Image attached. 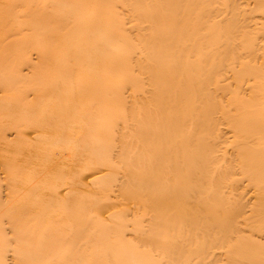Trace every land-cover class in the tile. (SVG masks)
<instances>
[{"label": "bare ground", "instance_id": "6f19581e", "mask_svg": "<svg viewBox=\"0 0 264 264\" xmlns=\"http://www.w3.org/2000/svg\"><path fill=\"white\" fill-rule=\"evenodd\" d=\"M136 1V40L61 0L29 33L0 13V264H264V0ZM5 62L50 76L39 107Z\"/></svg>", "mask_w": 264, "mask_h": 264}, {"label": "rangeland", "instance_id": "374dc122", "mask_svg": "<svg viewBox=\"0 0 264 264\" xmlns=\"http://www.w3.org/2000/svg\"><path fill=\"white\" fill-rule=\"evenodd\" d=\"M4 1H5V2H4ZM8 1H9V3L11 2V0H0V2H1V3H0V4H1L0 6H2V4L4 5V4L8 3ZM13 1H14V3H11V5L14 6V8H15L16 10L12 7V9H14L15 12L13 11L12 16L9 17V18H11L10 20H12V21H10V22H11V24H17V25H19V23H20V27H21V26L23 27V24H24L25 27H24V29L22 28V30H24V31H22V33H23V32L25 33L26 31H28V33H29V32H30L29 30L31 29V28L29 29V28L26 26L25 23H27V22H25V20H23V19H24V18H27V17L24 16V18H23V15H25L26 12L28 13L29 11H33V10H34L33 8H35L37 5L39 6V4H40L41 2H42V4H40L41 7H42V5L46 6L48 3H50V0H47V2H46V0H43L44 2L41 1V0H38L37 2H36V0H34V1L31 0V4H29V3L26 4L27 2H23V0H22V1H21V0H17L16 2H15V0H13ZM25 1H26V0H25ZM27 1H28V0H27ZM29 1H30V0H29ZM40 1H41V2H40ZM51 1H52V0H51ZM53 1H55V0H53ZM57 1H59V0H57ZM68 1H70V0H68ZM124 1L126 2L127 0H116V1L114 0V2L117 3V4L114 3V4H116L115 6H114V4L112 3V4H113V5H112V6H113L112 8H111V6L103 8V7H99V6H102V5H101V4H98V3H97V4H98V7H96L97 4H94V2L92 3V2L89 0V1H87L85 7L87 8V7L89 6V7L87 8V11H89L90 14H86V13H88V12H85L84 15H85V16L87 15V16L85 17L84 15L81 16V15H82V14H80L81 12H79L78 10H75V9H77V8L74 6V7H75V9H74V7L72 6V4H71L70 2H68V3H70V4H69V7H70L72 10H69V11H71V12H68L69 7H68V4H67V1H66V0H61V2H60L61 4L59 3V5H58L59 8L56 9V8L54 7L53 12H54L56 15H57V14H59V15H67L68 17H69V16H70V17H73V16H74L75 18H79V17L81 16V17H83L84 19H86V20H88V21H90V22H93V21H92V20H93V19H92V17H93V11H94V15H97L96 17H100V15L102 14L101 16H102L103 18H105V14H106L109 18H111V16H112L113 14L116 13L115 16L113 15L114 17L112 16L113 19L116 20V26H117V27H120V26L122 27V25H123L122 30L125 28V29H124L125 31H126V30L130 31V33H129L128 31H126V32L130 34L132 40H136V39H134L135 36L133 37V35L137 32V28L135 29V25H137L136 22H137L139 19L136 21V18H138V17L135 16V15H137V14H134V13H135V12H134V10H135V9H134V8H135L134 6H137V8H138V7L141 6V4H140V6L138 5L139 3L134 4L135 2H137L136 0H135V2H134V0H133V1H132V0H131V1L128 0V1H129V3H128V1H127L128 4H127V3H123ZM33 2H35V3H33ZM39 2H40V3H39ZM62 2H63V3H62ZM88 2H89L91 5H90ZM130 2L134 4V6H133V4H131L134 8H133V9L131 8V9L129 10V6H127V5H129ZM20 3H21V4H20ZM36 3H37V4H36ZM43 3H45V4L47 3V4L45 5V4H43ZM51 3H52V2H51ZM55 3L57 4V2H54V4H55ZM146 3H147V2H146ZM238 3H239V2H238ZM238 3H237V1H235V4L238 5ZM33 4H34V5H33ZM35 4H36V6H35ZM125 4H126V6L124 7ZM143 4H144V3H143ZM7 5H8V6H7ZM9 5H10V4H6L5 7L2 6V7H4V8H1V7H0V9H2V12H0V13H3V11H5V10L9 7ZM18 5H19V6H18ZM21 5H22V6H21ZM131 5H130V7H132ZM146 5H147V4H146ZM240 5H241V3L239 4V7L242 6V5H241V6H240ZM25 6H26V7H25ZM92 6H93V7L95 6V7L93 8ZM142 6H143V8H144L145 4L142 5ZM142 6H141V7H142ZM147 6H148V5H147ZM39 7H40V6H39ZM66 7H67V8H66ZM72 7H73V8H72ZM9 8H11V7H9ZM9 8H8V9H9ZM27 8H28V9H27ZM65 8H66V9H65ZM90 8H91L92 10H91ZM95 8H96L97 10L99 9V10H98L99 13H97L98 11H97ZM109 8H111V10H110ZM121 8H122V9H121ZM127 8H128V9H127ZM3 9H5V10H3ZM17 9H18V10H17ZM22 9H24V10H22ZM25 9H26L27 11H26ZM32 9H33V10H32ZM55 9H56V10H55ZM62 9H63V10H62ZM89 9H90V10H89ZM21 10H22V11H21ZM59 10H60V11H59ZM64 10H65L66 13L64 12ZM66 10H67V11H66ZM108 10H109V11H108ZM132 10H133V11H132ZM7 11H8V10H7ZM16 11H17V12H16ZM18 11H19V12H18ZM56 11H57V12H56ZM62 11H63V12H62ZM75 11H78L79 13H78V12H75ZM90 11H91V12H90ZM110 11H111V12H110ZM127 11H129V13H128ZM22 12H23V13H22ZM108 12H109V13H108ZM114 12H115V13H114ZM130 12H131V13H130ZM6 13H7V12H6ZM6 13H4V14H6ZM8 13H9V12H8ZM72 13H73V14H72ZM103 13H104V14H103ZM111 13H112V14H111ZM132 13H133V15H132ZM136 13H137V12H136ZM9 14H10V13H9ZM14 14H15V15H14ZM22 14H23V15H22ZM91 14H92V15H91ZM108 14H111V15H108ZM129 14H131L133 17H131V15H129ZM21 15H22V16H21ZM71 15H72V16H71ZM77 15H79V16H77ZM116 15H117V16H116ZM5 16H6V15H5ZM16 16H18V17H16ZM90 16H91V17H90ZM20 17H22L23 19L20 18ZM74 17H73V18H74ZM81 17H80V18H81ZM130 17H131L132 20L130 19ZM21 19H22V20H21ZM16 20H18L17 23H15ZM82 20H83V19H82ZM86 20H85V21H86ZM22 21H23L24 23H23ZM83 21H84V20H83ZM117 21H118L120 24H121V23H122V24L119 25V23H117ZM130 21H132V22H130ZM21 23H22V24H21ZM127 23H128V24H127ZM29 24H30V23H29ZM130 24H132V25H130ZM133 24H134V28L131 27V26H133ZM17 25H15V26H17ZM27 25H28V23H27ZM121 27L119 28L120 30H121ZM27 28H28L29 30H28ZM32 28H33V27H32ZM63 29H64V28H63ZM63 29H61V30H62L61 32H64L65 29H64V30H63ZM25 30H26V31H25ZM125 31H123V33H125ZM3 32H4V31H3ZM1 33H2V30H1ZM131 33H132V34H131ZM125 34H126V33H125ZM129 34H127V35H129ZM101 36H103V34H101ZM125 36H126V35H125ZM127 37H128V36H126L125 38H127ZM94 40H96V37H95ZM94 40H93V42H94ZM134 42H135V41H134ZM91 43H92V42H91ZM47 46H48V45H47ZM119 46H120V48H121L122 45H116V47H119ZM31 47H32V46H31ZM116 47H115V49H116ZM120 48H119V49H120ZM27 52H28V53L30 52V54H29V55L26 54V56L28 55V56H30L31 59H33V56L35 55V54H33V53H35L34 50H33V47H32V48H28V51H27ZM105 52H108V50H105ZM119 52H120V50H119ZM25 53H26V52H25ZM17 55H18V53H17ZM19 55H20V54H19ZM19 55H18V58H14V57H16V56H15V54H12V58H14V59L17 60V59H19ZM24 55H25V54H24ZM9 56H10V55H9ZM10 58H11V57H10ZM14 59H13L12 61H14ZM16 60H15V61H16ZM32 61H35V60H32ZM5 63H6V64L3 65L4 68H8V71H9L10 73L12 72V73L16 74V77H17V76H18V73H19V70H18L19 67H17V69H16V70H18V71H14V72H13V68H12V66L8 65L9 62H8V63L5 62ZM9 64H11V63H9ZM13 64L15 65V63H13ZM11 65H12V64H11ZM14 65H13V67H14ZM5 66H6V67H5ZM8 66H9V67H8ZM17 66H18V65H17ZM34 66H35L36 68L33 67V68H30V69H31V70H32V69H36V70H34L33 72L30 73L29 78H27V77H28L27 75H28V73H29L30 71H29L28 73L26 72L27 70L24 71V70L26 69V66H22L21 68H23V69L20 68L23 72H26V73H27V75L25 76L26 78L22 77L23 75L20 77V78L23 79V81H22V80H21V81L18 80V79H20V78L17 77V80L20 81V82H18V81H17V82L20 83V85H19L18 83H16V81L13 82V79H12V78H14V77H13L12 74H11V75H12V78H11V76H8L9 72H8V74L5 73V74H7L5 77H10V78H8V80H9V79H10V80L12 79V81L10 82V84L13 85V86H12V87H13V92H14V88H15V92H16L17 89H18L19 87H21V88H19V90L17 91V92H19V93L16 92V93L18 94V96L20 95L19 97H21V98H19V100L22 99V100L19 101V102H21V101H22V102L19 103V105H18L17 107H19L21 104H24V103H25V104H24V105H21V107H22V106H28V105L30 106V105H33V103H34V104H37L38 101L36 100V101H37V102H36L35 99H34V96H32L33 93H34V90H37V89L39 90V88H41L40 84H42L43 80H44V82H46V81H48L49 78H50L49 75H47V77H43V78L39 77V75H40V73H41V71H42L41 69H43V68H40V72H38V71H39V70H38L39 68H38L36 65H34ZM38 66H41V65L39 64ZM31 67H32V66H31ZM4 68H3V67L1 68L2 71H4ZM9 68H12V71H10ZM24 68H25V69H24ZM14 69H15V68H14ZM104 69H106V68H103V72H104ZM21 70H20V71H21ZM37 70H38V71H37ZM35 71H37V72L39 73V74L37 73V74H38V78H36L37 80L34 79V78H35V75H34L33 78H32L33 75H31V74H34ZM106 71H108V70H106ZM4 72H5V71H4ZM4 72H3V73H4ZM21 73H22V72H21ZM101 73H102V71H101ZM104 73H106V72H104ZM107 73H110V72H107ZM23 74H24V73H23ZM37 74H36V76H37ZM19 75H21V74H19ZM41 75H43V74L41 73ZM41 75H40V76H41ZM101 75L103 76V74H101ZM106 75H108V74H106ZM106 75H105V76H106ZM44 76H46V74H45ZM116 76H118V75H116ZM30 77H31V78H30ZM118 77H119V76H118ZM118 77H114V78L116 79V78H118ZM47 78H48V79H47ZM51 78H52V77H51ZM104 78H105V77H104ZM104 78H103V79H104ZM108 78H109V77L107 76V80L105 79V81L103 80V82H106V81L108 82ZM114 78H112V80H113ZM31 79H32V80H31ZM14 80H15V78H14ZM26 81H27V83H26ZM40 81H41V82H40ZM31 82H32V83H31ZM35 82H37L38 84L35 83ZM107 82H106V83H103V84H105V86H111V85H109V84H113V83H114V82L111 81V77L109 78V82H112V83L107 84ZM115 82H116V81H115ZM118 82H119V81H118ZM21 83H22V84H21ZM25 83H26V84H25ZM14 84H15V85L17 84V86L15 87ZM28 84H29V85H28ZM30 84H34V85H30ZM69 84H70V83H66V84H65V83H62L63 87H64V86L67 87ZM106 84H107V85H106ZM66 85H67V86H66ZM71 85H72V84H71ZM71 85H69V86H71ZM10 86H11V85H10ZM10 86H9V87H10ZM29 86H31V87L29 88ZM32 86H33V88H35V89H33ZM69 86H68V87H69ZM25 87H26V88H25ZM10 88H11V87H10ZM16 88H17V89H16ZM22 88H23V89H22ZM27 88H28V89H27ZM6 89H7V87H6ZM11 89H12V88H11ZM26 89H27L28 91H26ZM9 90H10V89H9ZM9 90H6L7 92L5 91V93H8ZM20 91L23 92V95H22V93H21ZM31 91H32V92H31ZM58 91H59V90H58ZM58 91H57V94H58ZM13 92H11V90H10V93L13 94ZM60 92H61V89H60ZM64 92H65V90H64ZM126 92H128V91L126 90ZM126 92H124L125 95L127 94ZM1 93L3 94L4 91H3V92L0 91V94H1ZM16 93H15V94H16ZM25 93H26V94H25ZM61 93H62V92H61ZM57 94H54V95H56V96L52 95V98L55 97L54 100L56 99V101L59 100V99H57V98H58V97H57ZM66 94H68V93H66ZM4 95H5V94H4ZM63 95H64V94H62V96H63ZM1 96H2V95H1ZM5 96H6V97H5ZM5 96H4V99H0V105H1V103H2V105H3V103H4V104H7V103H8V105H9V104H11L10 101L13 102V101H12V98H11L12 95H10V94H9V95L6 94ZM8 96H9V97L11 96V97H10L11 100H10V98H9ZM13 96H14V95H13ZM58 96H59V95H58ZM62 96L60 95L59 97H61L63 100H65V97H62ZM7 97H8V98H7ZM26 97H27V99H26ZM29 97H30V98H29ZM56 97H57V98H56ZM24 98H25V99H24ZM61 98H60V99H61ZM28 99H29V101H28ZM30 99H33V100H30ZM49 99H50V98H49ZM6 100H8V101H6ZM9 100H10V101H9ZM50 100L53 101V99H50ZM63 100H62V102H64ZM27 101H28L29 104H28V103L26 104ZM34 101H35L36 103H35ZM5 102H6V103H5ZM60 102H61V101H60ZM60 102H59V103H60ZM65 102H66V101H65ZM8 105H5L4 107L1 106V107H2L1 109L4 108L5 113H8V110L10 111V109H9L10 107L6 108ZM37 105H38L37 107H39V104H37ZM9 106H10V105H9ZM33 106H34V105H33ZM37 107L35 106V109H36ZM41 107H42V106H41ZM7 109H8V110H7ZM18 109H19V108H18ZM18 109H17V110H18ZM35 109H34V111L37 112V109H36V110H35ZM4 110H3V111H4ZM6 110H7V111H6ZM13 111L15 112V110H13ZM34 111H33V112H34ZM120 111H121V110H120ZM33 114H34V113H33ZM33 116H34V115H33ZM30 118H32V117H30ZM5 122H7V121H5ZM5 122H4V121H1V119H0V123H2V124L4 123L3 126H5ZM0 125H1V124H0ZM9 127H10V126H9ZM9 127H7V129H5V127H3V129H4V131H3V130H2V125H1V126H0V128H1V130H0L1 135H0V136L3 135V136H5V137L10 138V137L12 136L11 134L13 133V131H12L13 129H12V127H10V128H11V129H10ZM8 129L11 130L12 132L9 131ZM2 131H3V132H2ZM5 131H6V133H5ZM9 132H10L11 134H10ZM4 133H5L6 135H5ZM61 144H62V143H60V145H61ZM64 144H66V143L64 142ZM2 146H3V147H2ZM14 146H16V145H14ZM12 147H13V144H12V143L9 144V145L6 144V146H5V144H2V143L0 142V151H6V150L8 151V150H9L8 148H12ZM6 148H7V149H6ZM0 155H1V153H0ZM34 156H35V157H34ZM34 156H33V155H32V157L30 156L31 158L34 159V161H36V160L38 161L39 158H37V157L44 158V157H42L43 155H42V156H41V155H34ZM96 156H97V155H96ZM98 156H99V155H98ZM99 157H101V156H99ZM99 157H97V159H98ZM31 158H30V159H31ZM44 159H45V158H44ZM100 159H101V158H99L98 160H100ZM31 160H32V159H31ZM41 161H44V160L41 159V160H39L38 162H41ZM58 165H59V163H58ZM83 165H85V164H82V166H81V165H78V167L80 166L81 168H86V167L89 166V164H87L88 166H86V167H84ZM80 167H79V168H80ZM0 169H1V167H0ZM1 173H3L2 170H0V175H4V174H1ZM24 173H25V172H23L22 174H23V177H24L25 179L30 178V177H28L29 174H24ZM20 176H21V174H20ZM25 176H26V177H25ZM21 177H22V176H21ZM27 177H28V178H27ZM0 178H2V179H0V180H2V182H1L2 185H0V187H1V189H3L4 186H5L4 184H5V181H6V180H4V178H3L2 176H1ZM3 181H4V184H3ZM0 193H3V190H1ZM1 195H2V194H1ZM87 196H88V195H87ZM87 196H86V197H87ZM87 198L90 199L89 196H88ZM87 198H86V199H87ZM88 199H87V200H88ZM191 254H192V253H191ZM98 256H99V255H98ZM98 256H97V257H98ZM101 256H104V255H101ZM95 257H96V255H95ZM91 261H94V260L91 259Z\"/></svg>", "mask_w": 264, "mask_h": 264}]
</instances>
